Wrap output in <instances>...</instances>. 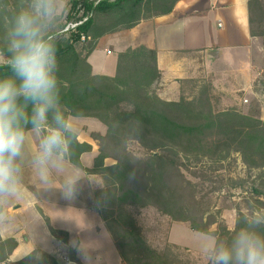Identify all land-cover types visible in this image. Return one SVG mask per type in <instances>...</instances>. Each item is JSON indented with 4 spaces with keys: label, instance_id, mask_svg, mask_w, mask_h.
Instances as JSON below:
<instances>
[{
    "label": "trees",
    "instance_id": "obj_1",
    "mask_svg": "<svg viewBox=\"0 0 264 264\" xmlns=\"http://www.w3.org/2000/svg\"><path fill=\"white\" fill-rule=\"evenodd\" d=\"M178 1L101 0L94 5L69 0L67 21L75 19L73 13L82 2L89 17L69 36L61 32L57 44L62 103L72 117L94 118L106 127L102 134L92 133L99 141L98 150L93 167L85 170L102 179V187L94 191L95 210L126 264H185L170 247L158 251L148 244L130 211L132 207H155L200 233L227 235L233 230L224 224L211 229L215 220H204L191 179L197 177L190 167L193 162L207 161L220 169L224 161L240 155L248 169L262 170L254 192L264 208V119L254 112L244 113L235 105L215 110L214 86L205 77L179 80L180 98L168 101L156 93L152 81H123L92 72L88 57L101 37L141 20L169 14ZM248 11L250 34L264 39L261 0H248ZM81 34L86 36L84 40ZM155 54L144 46L125 52L140 57ZM6 74L8 69L0 67V76ZM134 142L144 150V156L131 152ZM91 150L92 144L77 136L69 163L84 168L81 156ZM50 232L59 239L62 233L63 242L67 241L66 232L54 228ZM17 248L14 236L0 235V264H60L53 254L40 248L11 260Z\"/></svg>",
    "mask_w": 264,
    "mask_h": 264
},
{
    "label": "rangeland",
    "instance_id": "obj_2",
    "mask_svg": "<svg viewBox=\"0 0 264 264\" xmlns=\"http://www.w3.org/2000/svg\"><path fill=\"white\" fill-rule=\"evenodd\" d=\"M85 1L96 5L101 0ZM261 2L264 6V0ZM63 6L62 24L67 21L66 17L71 10L69 0H64ZM73 15L75 19L67 21L63 29L71 21L89 16V11L82 2ZM64 33L70 35V32ZM106 48L110 49V54L106 52ZM117 49L103 41L98 45L94 59L105 62L115 56ZM207 81L214 86L212 94L215 110H223L235 105L244 113L254 112L256 116L264 119V67L256 77L252 88L248 90H233L230 87L235 84L229 85V81L225 82L221 77L208 78ZM72 118L78 129L79 140L92 144V150L81 156L84 168L76 167L84 177L78 184L75 197L69 200L59 191L48 192L39 189L33 173L26 171L17 195L8 204L7 219L0 222V235L7 237L18 234L21 243L32 245V250L40 247L49 248L52 239L47 232L50 234V228H54L67 233L66 242L62 240L64 238L62 233L59 234L61 239L55 237L58 245L62 246V250L59 251L64 261L60 264L69 261L82 264L78 261L77 255L86 264H126L122 261L104 222L95 210L94 191L102 186V179L99 175L90 174L85 170L93 167L98 150L99 141L92 137V133L102 134L106 131V127L94 118ZM35 147V141L30 136L29 148L34 150ZM130 150L137 156L145 154L135 142L130 145ZM107 163H110V160ZM222 164L223 168L217 169L207 161L193 162L190 167L196 171L197 177L191 179L194 183L195 198L201 209L199 211L204 214V220L212 218L215 220L210 228L216 229L218 224H224L232 230L239 213L247 210L249 204L255 205L257 210L264 209L259 206L257 202L259 196L254 192L259 184L262 170L248 169L238 154H234ZM68 166L71 168L74 165L69 163ZM130 211L141 228L144 238L153 248L164 251L170 247L185 264H208L199 247L200 232L192 230L189 223L173 221L168 215L152 206L132 207ZM73 258L77 261H73Z\"/></svg>",
    "mask_w": 264,
    "mask_h": 264
},
{
    "label": "clouds",
    "instance_id": "obj_3",
    "mask_svg": "<svg viewBox=\"0 0 264 264\" xmlns=\"http://www.w3.org/2000/svg\"><path fill=\"white\" fill-rule=\"evenodd\" d=\"M63 5L64 0H0V67L8 69L0 76V222L26 171L39 189L69 200L84 177L68 166L78 129L62 103L58 77ZM198 243L208 264H264V209L249 204L229 234L202 232Z\"/></svg>",
    "mask_w": 264,
    "mask_h": 264
},
{
    "label": "crops",
    "instance_id": "obj_4",
    "mask_svg": "<svg viewBox=\"0 0 264 264\" xmlns=\"http://www.w3.org/2000/svg\"><path fill=\"white\" fill-rule=\"evenodd\" d=\"M103 41L118 48L108 62L94 59ZM138 46L154 50L155 56L125 55L126 50ZM105 50L110 54V49ZM88 61L94 74L123 81H152V88L161 98L177 101L179 80L186 78L221 77L229 85L235 84L230 87L233 90L251 89L264 67V44L262 38L250 34L248 0H180L169 14L141 20L101 37ZM47 233L52 244L40 248L62 263V246ZM17 235L13 236L18 248L11 260L21 259L33 247L21 243Z\"/></svg>",
    "mask_w": 264,
    "mask_h": 264
},
{
    "label": "built area",
    "instance_id": "obj_5",
    "mask_svg": "<svg viewBox=\"0 0 264 264\" xmlns=\"http://www.w3.org/2000/svg\"><path fill=\"white\" fill-rule=\"evenodd\" d=\"M89 16L84 17L83 19H80L78 21H71L70 23H68V25L62 30V32H70L75 30L80 24L84 23ZM82 40H84L86 38V36L84 34H81ZM245 101H248L247 99H245Z\"/></svg>",
    "mask_w": 264,
    "mask_h": 264
}]
</instances>
